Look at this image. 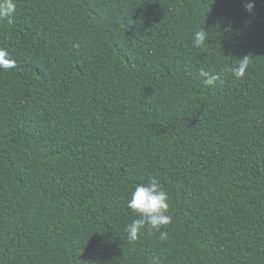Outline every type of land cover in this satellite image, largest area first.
Instances as JSON below:
<instances>
[{
	"label": "trees",
	"instance_id": "1",
	"mask_svg": "<svg viewBox=\"0 0 264 264\" xmlns=\"http://www.w3.org/2000/svg\"><path fill=\"white\" fill-rule=\"evenodd\" d=\"M16 3L0 264H264V0ZM153 177L167 239L130 241L127 202Z\"/></svg>",
	"mask_w": 264,
	"mask_h": 264
},
{
	"label": "clouds",
	"instance_id": "2",
	"mask_svg": "<svg viewBox=\"0 0 264 264\" xmlns=\"http://www.w3.org/2000/svg\"><path fill=\"white\" fill-rule=\"evenodd\" d=\"M253 7L254 4L252 3L245 5L249 12ZM16 12V0H0V21H7L11 24ZM206 32L205 29H201L193 33L191 43L194 48L200 49L204 46L207 40ZM248 64V56L239 59V63L231 69L232 75L236 79L243 78ZM15 66L16 61L11 57L9 51L0 48V70L8 71L14 69ZM201 75L206 76L207 74L201 72ZM127 207L137 215V218L125 228L127 238L130 241L139 239L144 231L159 232L160 240L167 239V232L161 231V229L172 222V217L169 214V194L158 179L153 177L147 183L138 184L131 192Z\"/></svg>",
	"mask_w": 264,
	"mask_h": 264
}]
</instances>
